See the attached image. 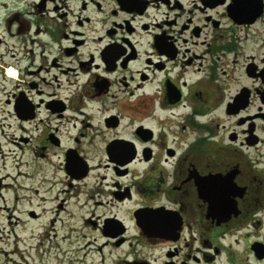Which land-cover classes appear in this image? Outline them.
<instances>
[{"label": "flooded vegetation", "instance_id": "obj_1", "mask_svg": "<svg viewBox=\"0 0 264 264\" xmlns=\"http://www.w3.org/2000/svg\"><path fill=\"white\" fill-rule=\"evenodd\" d=\"M11 191L84 257L264 264V0H0Z\"/></svg>", "mask_w": 264, "mask_h": 264}, {"label": "rangeland", "instance_id": "obj_2", "mask_svg": "<svg viewBox=\"0 0 264 264\" xmlns=\"http://www.w3.org/2000/svg\"><path fill=\"white\" fill-rule=\"evenodd\" d=\"M30 183L27 180L24 185L29 187ZM11 194L14 193L4 194V200H8L0 202V264H114L119 253H105L103 261L95 252L84 257L86 249L78 251L76 245L69 246L65 227L51 231L50 221L56 216L51 211L53 204L40 205L33 199L29 200L31 203H17L10 200ZM30 213L39 216L33 218ZM260 232L264 237V226Z\"/></svg>", "mask_w": 264, "mask_h": 264}]
</instances>
